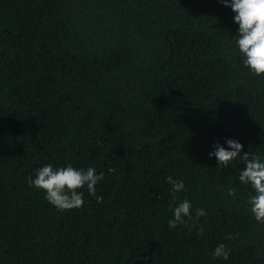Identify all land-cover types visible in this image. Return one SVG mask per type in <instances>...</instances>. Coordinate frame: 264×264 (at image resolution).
<instances>
[{
	"label": "trees",
	"instance_id": "16d2710c",
	"mask_svg": "<svg viewBox=\"0 0 264 264\" xmlns=\"http://www.w3.org/2000/svg\"><path fill=\"white\" fill-rule=\"evenodd\" d=\"M232 15L219 0H0V264H264L244 162L207 156L233 138L264 158V75L242 65ZM45 163L104 172L101 199L82 188L57 210L25 180ZM167 176L192 204L173 229Z\"/></svg>",
	"mask_w": 264,
	"mask_h": 264
},
{
	"label": "clouds",
	"instance_id": "9594fccd",
	"mask_svg": "<svg viewBox=\"0 0 264 264\" xmlns=\"http://www.w3.org/2000/svg\"><path fill=\"white\" fill-rule=\"evenodd\" d=\"M231 10L232 22L237 26L236 35L232 43L241 58L242 65L252 74L264 75V0H219ZM241 143L233 138H225L224 144L214 142L207 153L209 158L214 157L216 164L226 167L230 162L239 160L244 162V167L239 171L237 179L241 184L248 185L252 194L248 196L247 205L253 218L264 223V158L241 152ZM111 171V169H109ZM104 172H98L93 166L83 168L73 167L71 164L53 166L52 163L33 170V174L26 177V183L38 190H42L45 200L57 210L79 208L84 203V192L78 189L86 188L88 196L96 195L95 185L102 180ZM170 187L173 204H170L171 218L168 219L169 229L183 225L187 219H192L191 201L187 198L176 202L178 193L186 191L182 179L165 177ZM234 189L228 188L227 195H234ZM195 218L205 216L203 207L194 209ZM213 258L227 260L229 250L225 243L220 242L212 249Z\"/></svg>",
	"mask_w": 264,
	"mask_h": 264
}]
</instances>
